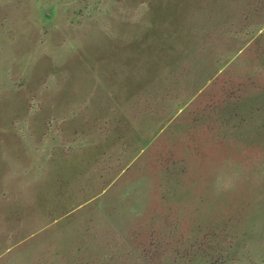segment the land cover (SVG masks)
<instances>
[{"label":"rangeland","instance_id":"374dc122","mask_svg":"<svg viewBox=\"0 0 264 264\" xmlns=\"http://www.w3.org/2000/svg\"><path fill=\"white\" fill-rule=\"evenodd\" d=\"M0 264H264V0H0Z\"/></svg>","mask_w":264,"mask_h":264}]
</instances>
